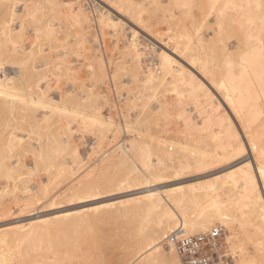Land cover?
I'll list each match as a JSON object with an SVG mask.
<instances>
[{
    "label": "rangeland",
    "instance_id": "obj_1",
    "mask_svg": "<svg viewBox=\"0 0 264 264\" xmlns=\"http://www.w3.org/2000/svg\"><path fill=\"white\" fill-rule=\"evenodd\" d=\"M120 1L123 5V0H0V21L6 17L3 14L10 6L13 15L7 30L11 33L22 30L13 41L1 37L0 30V52L15 51V57L18 55V58L0 55V62L5 64L4 69L9 74L5 82L13 94H0L1 225H26L23 227L26 230L27 221L49 218L64 207L76 212L83 204L108 202L125 194L116 188L117 182L127 174L124 164L118 160L117 155L122 153L118 142H124V147L141 156L151 169L167 161L169 154H188L208 142L207 138L184 128L182 110L195 122H200L204 114H210L204 103L197 105H201L198 110L196 103L188 98L185 85H176V89L160 86L161 90L143 87L144 76L149 73L147 68L156 74L160 72L157 52L160 48L171 49L174 43L170 37L178 36L184 43L190 40L195 45L200 39L198 55L209 70H214L216 77L221 78L227 69L242 65L258 69L264 79V0H133L135 15H131L128 8L124 9ZM77 5L88 15V19L85 17L82 21L83 31L75 19ZM119 8L124 12L118 13ZM105 15L120 19V29L110 30L112 27L106 26V21L99 25ZM135 16L144 20L150 32L136 27ZM48 29L51 35L47 34ZM133 29L137 31L134 49L128 46ZM129 52L132 58L138 55V61L134 58L131 61ZM32 70L36 73L30 77ZM18 72L24 75L19 76ZM214 88L222 103L221 113L228 115L220 94L226 89ZM39 92L43 100L61 97L75 116L50 108V104L29 102ZM92 114L109 119L112 125L90 122L86 117ZM145 116L148 118L142 121ZM125 121L132 126V132L123 130ZM236 128L241 131L238 125ZM12 133L23 136L22 145L28 148L39 145L40 153L19 147L10 139ZM66 134L71 137L70 146L63 141ZM165 141L182 142L186 149L174 151ZM139 165L142 166V162ZM84 185L98 194L84 198L82 193V197L79 191ZM73 187L79 190L74 191L80 198L70 193ZM241 209L246 210V207ZM92 214L90 211L80 213L71 221L83 228ZM148 220L143 212H138L128 220L119 217L92 223L87 236L88 261L82 263L78 257L67 258L62 264H107L111 253L117 252V243L124 242L140 223ZM43 226L40 223L38 229ZM222 226L230 247L232 235ZM234 235L242 252L251 257L252 264H263L249 218L238 219ZM8 243L12 245L11 240ZM25 244L23 241L21 245ZM168 244L163 240L160 248L170 260ZM230 250L234 263L238 259L239 264L240 250L231 247ZM51 254L45 253L49 262L53 259Z\"/></svg>",
    "mask_w": 264,
    "mask_h": 264
},
{
    "label": "bare ground",
    "instance_id": "obj_2",
    "mask_svg": "<svg viewBox=\"0 0 264 264\" xmlns=\"http://www.w3.org/2000/svg\"><path fill=\"white\" fill-rule=\"evenodd\" d=\"M77 7L78 14L75 19L79 29L83 31L85 26H83L82 21L86 20L85 17L88 19V15L85 14L83 8L78 5ZM122 7L128 8L131 15L134 13L135 4L133 0H123ZM5 11V14H2L6 17L0 21L1 37L13 41L22 33V30L17 29L15 33L7 30V23L13 15V8L9 6ZM120 11L119 8L117 12ZM135 20L137 28L149 31L146 29L148 28L147 24L143 22L144 20L140 16H135ZM102 21H106V26H111L112 29L110 30L112 31H116L117 27L120 29L121 20L118 18L105 15L100 18L99 25L101 26ZM143 24L144 27L146 24L145 28ZM49 30L51 29H48L47 34L51 35L52 31ZM136 33L137 31L133 29L131 39H129L130 43L127 42L128 46L133 49L136 47L134 40ZM169 39L174 43L173 46L171 45V49H167L168 47L166 50L160 48L157 52L158 69H160L157 74H161V76H157L156 72L153 73L147 68L149 73L144 76L146 78L143 80V87L150 90H161L160 86H173L172 88L176 89L180 84L185 85L187 95L189 94L188 98L190 97L196 106L204 103L206 111L210 114H204L200 122H195L191 117L185 116L182 110L184 128L186 127L185 129L189 130L191 134L195 132L200 134V137L207 138L208 142H205L203 147L190 151L188 154L175 156L169 154L168 162L164 160L159 162L155 169L149 168L141 156L134 151H129V147H124V142H118V146L122 150V153L117 155L118 160L124 164L127 174L124 179L117 182L116 188L123 191L119 193L125 194H119L121 195H118L119 198L115 197L116 200L113 198L114 200L108 202L92 203V205H88V203L83 204L84 206L80 204L83 208L77 207L79 210L76 212L67 211L68 207H64L63 211L51 212L53 216L49 218L41 217L27 221L28 228L26 230H23L26 225L0 224V246L4 247L0 248V264H62L67 258L75 259L76 257L83 260L82 263L86 262L89 257L87 236L92 229V223L100 224L119 217L128 220L130 216L138 212H143L144 217L149 218V220L146 223H140L136 230L125 238L124 242L117 243V252L111 253L107 264H165V261L177 260L178 257L176 253H172L170 244H168L171 249L170 260L160 248V244L163 240H167L170 232L179 228L183 234L193 235L205 232L217 223L224 225L232 235L233 241H231L230 247L240 250L239 264H252L251 257L242 252L238 245V239L234 238L235 223L244 216L249 218L253 225L255 243L260 250L261 260L263 259L264 264V178L259 176V160L264 156L262 138L264 137V79L262 73L258 69L238 65L234 70L227 69L221 78L216 77L217 74L214 75V70L213 72L211 68L209 70L208 65L198 55V48L201 47L202 43L200 39L196 45L190 40L184 43L178 36H172ZM14 52L3 53L1 51L0 55L6 54L18 58L17 54L15 57ZM134 56V61H138V55ZM133 58L130 60L133 61ZM99 65L102 69L101 73H103L101 59ZM4 67L5 64L0 62V94L4 96L13 95L11 87L5 82L9 78V74ZM35 71H30L31 75L28 76L32 77L36 73ZM21 74L23 73L19 74L18 72L19 76ZM110 76L112 78V75ZM25 81L27 82V80ZM214 86H221L226 89V92L223 90L224 94L222 91L220 94L224 97L222 101L228 108V112L226 111L228 115L221 113L222 103L213 92V89L215 91ZM215 96L216 98H213ZM29 97L32 96L29 95ZM29 102L50 104V108L63 110L70 117L75 116V112L67 106L61 97L56 100H43L42 93L39 92V95ZM197 107L199 110L201 105ZM86 118L90 122L101 125H112L109 119L103 120L104 118L97 114L88 115ZM147 118L145 116L142 121ZM237 125L241 133L237 131ZM123 130L132 132V126L128 121L123 122ZM66 135L67 137H63L65 138L63 141L65 145L70 146L71 137ZM10 139L14 140L15 144L20 145L19 147L25 146L22 145L24 143L23 136L12 133ZM173 142L165 141L174 151L186 149L184 143ZM244 142H246V148L245 152L241 154L238 151V144ZM126 144L128 143L126 142ZM253 147H255V151L252 150ZM22 148L21 150H24ZM28 149L31 151L35 149L34 152L39 154L41 147L37 145ZM139 162H142V166L139 165ZM253 182H255V189H253ZM140 184L143 186H137ZM133 186L136 187L133 188ZM76 189L73 187L70 190ZM72 191L70 193L74 197L75 195L81 197L78 196V192L76 194L75 191V193ZM77 191L79 190L77 189ZM79 192L81 195L82 193L85 194L84 198L98 194L89 185L81 187ZM139 194L140 196H138ZM242 206H245L246 210L241 209ZM88 211L93 214L90 221H88L89 219L86 220L88 221L86 227L79 228L75 225V221H71L76 215ZM40 223L45 225L43 229H38ZM99 226L101 227V225ZM102 228L104 227L102 226ZM93 230L95 231V229ZM59 234L63 237L61 235L59 237ZM8 240L12 241L11 246ZM23 241H26L25 246L21 245ZM47 252L48 254L51 252L53 255L51 262L46 259L45 253ZM235 264H238V259Z\"/></svg>",
    "mask_w": 264,
    "mask_h": 264
},
{
    "label": "built area",
    "instance_id": "obj_3",
    "mask_svg": "<svg viewBox=\"0 0 264 264\" xmlns=\"http://www.w3.org/2000/svg\"><path fill=\"white\" fill-rule=\"evenodd\" d=\"M211 229H215V235L212 234ZM185 237H187V243ZM166 239L172 248L177 249L176 255L181 264H188L191 260H201L205 264H235L234 255L225 240L224 227L221 224L193 235H185L176 228L168 234ZM194 247L195 253H193Z\"/></svg>",
    "mask_w": 264,
    "mask_h": 264
},
{
    "label": "snow or ice",
    "instance_id": "obj_4",
    "mask_svg": "<svg viewBox=\"0 0 264 264\" xmlns=\"http://www.w3.org/2000/svg\"><path fill=\"white\" fill-rule=\"evenodd\" d=\"M245 148H246V142L238 144V151L241 154L245 152ZM252 150L255 151L256 150L255 147H253ZM259 168H260L259 176L261 178H264V156H262L261 159L259 160ZM253 189H255V182H253ZM185 227L187 228V225H185ZM211 232L213 235H215V229H211ZM185 242L187 243V237H185ZM196 247H198V245ZM195 251H196V248L194 247L193 253H195ZM176 252H177V249L173 247L172 253L175 254ZM165 264H181V261L179 259L171 261V262L165 261ZM188 264H205V262L201 260H191L188 262Z\"/></svg>",
    "mask_w": 264,
    "mask_h": 264
}]
</instances>
